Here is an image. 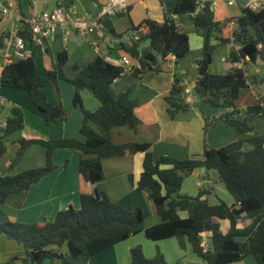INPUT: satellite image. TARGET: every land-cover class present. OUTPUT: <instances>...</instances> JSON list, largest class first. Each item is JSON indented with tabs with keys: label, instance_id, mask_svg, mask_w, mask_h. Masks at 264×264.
Masks as SVG:
<instances>
[{
	"label": "trees",
	"instance_id": "trees-1",
	"mask_svg": "<svg viewBox=\"0 0 264 264\" xmlns=\"http://www.w3.org/2000/svg\"><path fill=\"white\" fill-rule=\"evenodd\" d=\"M30 2L18 0L21 13ZM130 10L121 15H127ZM185 15H194V26L203 39V57L198 62L200 80L195 87L196 105L200 110L210 105L223 111L218 118L205 117L204 132L223 122L235 128L238 136L249 137L221 148L210 147L205 141L201 156L156 159L151 144L118 145L113 142L112 129L128 127L135 131L141 123L136 115L138 103L130 98L131 90L118 94L113 85L128 73L141 79L149 72H162L160 60L164 62L170 56H174L176 61L184 58L190 51V38L180 28L176 18ZM2 21L0 16V24ZM234 21L237 29L231 36L223 38L221 34L229 21H217L210 2L200 7L199 0H175L165 13L163 22L147 18L126 31L140 34V39L132 46L120 44L123 53L137 61V66L131 71L108 63L100 55L89 63L70 66L68 52L58 54L57 63L46 75L53 84L63 79L75 88L73 102L83 111L80 133L85 141L74 138L18 141L16 157L0 174V233L22 245L26 256L38 264L54 259L60 260L61 264H89L93 256L141 233L154 242L176 238L181 249L189 246L208 264H234L249 256L254 257L258 264H264V134H255L252 125L253 121L264 116V100L258 97L254 104L247 106L237 103L242 91L250 87V81L252 85L264 83V78L259 80L246 69L259 60L264 63V7L259 11L244 8ZM19 34L33 48L34 37L29 27L23 26ZM122 36L116 35L119 38ZM213 41L217 43L213 44ZM146 43H149L147 47ZM229 44L238 45L239 49L231 53L228 62L241 67H233L225 74H213L214 51ZM5 87L27 91L36 110L46 116L48 125L66 120L64 106H52L48 102L35 53L27 60L14 61L3 68L0 88ZM186 89L182 80L175 78L165 97L171 120L191 108ZM85 90L100 102L98 111L89 112L83 108L80 93ZM24 126L23 111L20 108L11 109L5 125H0V158L8 152L5 139L23 130ZM34 144L46 149L45 166L12 174L28 147ZM246 144L250 150L245 149ZM57 149H76L81 153L78 171L91 184L92 192L81 195L79 209L70 206L58 212L54 221L28 224L11 220L2 206L9 196L29 190L57 168L54 163ZM138 153L144 154V161L137 186L150 192L156 211L163 220L161 224L149 228L145 227L141 207L126 209L98 188L105 178L104 159ZM198 169L216 171L235 204L228 205L221 199L216 205L210 204L206 197L212 191L207 188L200 190L196 197L182 195L185 177ZM181 213H185L186 217H182ZM242 215L252 222L240 228L239 218ZM222 220L230 223L226 234L221 231ZM205 233L211 234L210 250L203 246ZM65 246L68 247L66 255L59 251ZM130 255V264H170L159 249L152 259L145 257L140 245L133 247Z\"/></svg>",
	"mask_w": 264,
	"mask_h": 264
},
{
	"label": "crops",
	"instance_id": "crops-1",
	"mask_svg": "<svg viewBox=\"0 0 264 264\" xmlns=\"http://www.w3.org/2000/svg\"><path fill=\"white\" fill-rule=\"evenodd\" d=\"M106 1L107 0H56L55 5L50 9L48 7L50 3H53L52 0H31V2L24 7L22 14L25 17H30L35 13L46 10L51 11L60 4H64L75 7L79 14L95 17L99 14ZM212 1L216 2V5L213 7L216 20L221 23L229 21V25L221 34V37L227 38L237 29V24L234 19L239 17L242 9L249 7L253 0H235L232 6H229L225 0ZM6 2L13 4L19 10L18 0H6ZM174 3L175 0H135L130 6V12L114 22L116 33L119 31L125 34L132 25H139L147 18L163 22L165 13ZM193 17L194 15H185L176 18L180 28L188 33L190 38V51L184 58L176 61V59L168 57L166 61H162V72L160 73L149 72L141 79L128 73L114 82L113 88L118 94L128 89L131 90L130 98L138 103L136 115L141 121L135 131L128 127H117L112 129V139L115 144H151V151L156 159L161 157L186 159L203 154L206 135H208H205L204 132L205 117H212L216 112L212 110L204 111L205 106L202 110L199 108L196 109L195 106L198 101L197 96L187 97L186 95L187 102L191 105V108L187 112L181 113L191 114L190 116L192 117L191 121H183L180 128H178L168 120V106L165 101V97L169 94L175 78L181 79L187 87L186 94L191 93L192 87L195 90L196 84L200 80L198 62L203 57V39L194 26ZM12 25L13 19L11 17L5 18L2 21L0 24V39L12 28ZM113 37L114 36H111L104 28L101 31L94 30L87 39L77 33H71L67 36L64 31L59 28L56 32V36L52 39H34L33 50L36 57L37 69L42 78L43 88L46 92L48 102L52 106L62 104L67 112V118L66 120L57 121L48 125L46 123V116L42 112L36 110L30 101L27 91L15 88H0V95L4 99V105L0 111V125H5L6 119L13 108H20L23 111L25 123L23 130L5 139L8 152L0 158V174L7 170L11 161L16 157L19 149L18 141L21 139L55 140L74 138L85 141V137L80 133L84 118L83 111L81 107L75 106L73 102L75 88L63 79H59L57 84H53L47 80L46 74L47 71L51 70L57 63L58 54L63 51H67L69 54L70 66L89 63L99 55L113 58L123 57L125 54L120 48L122 41L116 37L113 39ZM238 49L239 46L235 44L224 45L222 49L223 62L226 64L227 71L233 67H241L240 64L233 66L228 62L231 53L238 51ZM261 64L264 63L259 60L256 65L260 66ZM212 66L213 63L211 68ZM4 67L5 63L3 59L0 58V75ZM250 75L253 76L251 73ZM255 77L261 80L260 77ZM256 86L257 85L254 87L250 86L242 91L237 102L238 105H251L258 100V97L261 98L256 91H258L259 94L262 93L264 83H259L258 86ZM249 90H253L257 94V96L255 95L253 97L252 102L244 100L248 92H251ZM253 91L251 94H253ZM80 96L85 110L89 112H96L99 110L100 102L91 92L86 90L81 91ZM205 108L207 109V107ZM5 110H7V113L5 117L1 119L2 111L5 112ZM177 116H179V114ZM217 124L219 126L223 125L222 128L219 129ZM217 124L214 125L216 126L215 131H221L224 135L228 134L230 140L229 142H222V140H220L221 142H219V144H214V146H212L213 148H221L238 139L249 137L238 136L235 128L225 123L218 122ZM245 149L250 150V146L245 147ZM80 157L81 153L76 149H57L54 152V163L57 168L38 183L32 185L29 190L9 196L2 206V209L8 214L11 220L28 224H41L45 221H54L58 212L70 206L79 209L81 195L91 193L93 189L91 184H89L78 171ZM143 161L144 154L142 153L104 159L103 168L105 178L99 183L98 188L100 191L106 193L112 201L122 205L126 209L134 210L141 207L144 214L145 227L149 228L161 224L163 220L156 211L150 192L141 190L137 186L143 170ZM45 164L46 149L40 145L34 144L28 147L24 157L15 167L12 174H17L28 169L44 167ZM206 173L208 178L206 182L203 183L199 178ZM192 177L197 179L196 186L198 192L203 188L212 191V193L206 197L210 204H212L210 197L217 189L221 190V194L218 195V193H216L217 202L221 199L228 205L235 204V200L231 194L229 193L230 195H228L219 187L218 180L213 176L212 171L208 172L206 169H198L191 174V178ZM198 183H201L202 186H198ZM182 191L183 195L196 197V192L188 191L187 187L184 188L182 186ZM146 213L151 216L150 220L146 217ZM181 216L186 217L185 213H181ZM251 222L252 220L246 215H242L239 218V227L243 228ZM220 225L222 233H228L230 223L227 220H222L220 221ZM143 235L144 233L132 236L112 248L93 256L89 264H130V251L133 247L142 245L144 249L146 246L148 250L150 248L148 245L149 243H146L147 241L142 237ZM210 235L209 233L203 235V246L206 250L212 248ZM12 242L14 243L15 241L8 239L5 235L0 233V250L11 248L10 251L13 252L14 246ZM158 242H161V244L159 245ZM158 242L156 244L160 247L168 263L171 264L163 250L166 244L173 250L177 259L175 262L179 261L178 259H180L182 255H180L181 253L177 248L174 249L171 241L163 240ZM15 244L25 251L22 245L17 242ZM157 247L154 251L155 255L158 252ZM188 247L189 246L181 250L186 252ZM189 249L191 250L190 247ZM5 251L1 250L0 254L9 253L8 250ZM148 255L150 256L151 254ZM250 257L252 256L234 264H258L254 257H252L253 259ZM189 263L208 264L206 262L200 263L196 260H190Z\"/></svg>",
	"mask_w": 264,
	"mask_h": 264
},
{
	"label": "built area",
	"instance_id": "built-area-1",
	"mask_svg": "<svg viewBox=\"0 0 264 264\" xmlns=\"http://www.w3.org/2000/svg\"><path fill=\"white\" fill-rule=\"evenodd\" d=\"M135 0H107L99 14L95 17L79 14L73 6L60 4L51 11H42L35 13L30 17H25L19 10L6 0H0V16L4 20L11 17L13 19L12 28L2 36V46L0 48V58L3 59L5 66L14 61L27 60L33 56L34 50L30 44L19 33L23 26H28L34 39H52L56 36L60 28L65 35L77 33L87 39L94 30L103 29L102 21L106 17L121 14L128 11L132 2ZM229 6L235 3V0H225ZM210 2L212 7L216 5L215 1L199 0L200 7L204 3ZM264 7V0H253L249 8L253 11H259ZM140 39L139 32H129L123 34L120 38L122 43L132 46L134 41ZM97 46V45H96ZM105 60L117 67H123L131 71L133 65L130 56L125 54L121 58L103 56ZM175 59L174 56H170ZM4 105V99L0 95V108ZM198 186H202L198 183ZM204 238V237H203Z\"/></svg>",
	"mask_w": 264,
	"mask_h": 264
},
{
	"label": "rangeland",
	"instance_id": "rangeland-1",
	"mask_svg": "<svg viewBox=\"0 0 264 264\" xmlns=\"http://www.w3.org/2000/svg\"><path fill=\"white\" fill-rule=\"evenodd\" d=\"M52 2L53 3H50V6L48 7L50 9L53 8V6L55 5L56 0H52ZM117 34L122 36L124 33L118 31ZM116 38L120 39L119 37H116ZM113 39H114V37H113ZM216 43L217 42L213 41V44H216ZM148 45H149V43H146L145 47H147ZM223 48H224V46L222 45V46L217 47V49L214 51L213 66L211 68V72L213 74H225V73L228 72L227 69H226V64L223 62V51H222ZM130 60H131V63H132L133 66H137V61L136 60H133L131 57H130ZM160 62L162 63L161 60H160ZM246 69L248 70V73H251L253 76H258L261 79L264 78V64H261L260 66H258V65H250V66H247ZM46 78H47L48 81H50L48 79L47 75H46ZM258 84H257V86H258ZM250 86L254 87L255 85H252V83L250 81ZM261 86H263V85H261ZM249 91H251V90H249ZM252 91L248 92V94L244 97L245 101L252 102L253 97L255 95L257 96V94H258V96H260L264 100V89H262V93H260V94H259L258 91H256L257 94H256L255 91H253V94H251ZM186 95H187V97H196V92H195L194 88L192 87L191 88V93H187ZM249 104H251V103H249ZM205 107H207V109ZM205 107H204V111L212 110V111L216 112L215 115H212V117H209L210 119L213 118V117L218 118L223 113L222 109H220V108H212L210 106H205ZM195 108L198 109V106L196 105ZM3 111H2V114H1L2 115L1 119H2V117L4 118L6 113H7V110H5V112H3ZM190 115L191 114L179 113V116H177V118L175 120H171L169 117H168V120L170 121V123L175 124L176 125L175 127L180 128V125H181V123L183 121H187V120L191 121V117L192 116H190ZM252 125L255 128V134H264V116L256 119L255 121H253ZM222 126H219V129L222 128ZM215 127L216 126L211 127L208 130V132H210V133H208V132L205 133V135L208 134V135H206V139L205 140H206V142L208 143V145L210 147L214 146V144H219V142H221L220 140H222V142H229V140H230L228 134L224 135V133H222L221 131H217L216 132L215 131V129H216ZM230 129H233V128H230ZM249 135H251V134H249ZM247 146L248 145L246 144L245 147H247ZM197 156H201V155H197ZM192 157H194V156H192ZM212 174H213V176H215L217 178L219 187L222 190H224L225 193L230 195L228 190L226 189V186L224 185V183H222L219 180V176H218L217 172L216 171H212ZM207 178L208 177H207V173H206L202 177H200L199 180L204 183V182H206ZM196 181H197V179L194 178V177L191 178V175L186 176L185 180H184L183 187L184 188L187 187L188 191H193L194 193L196 192L195 195L197 196L199 192L197 190ZM220 191H221L220 189H217V191L213 192V194L211 195L210 198H211L212 205L218 204V202L216 201V193H218V195H219V194H221ZM181 194L183 195V191L182 190H181ZM146 217L148 218V220H150V218H151V216H149L148 213H146ZM142 237H144V239L147 241L146 243H149L148 245L150 246L149 250H148L147 246L145 247V249L142 247L143 251H144V254H145V257L147 259L154 258L155 257L154 251H155V248L158 246L156 244L157 242H154V241H151V240L147 239L145 234ZM168 241H171V243L174 246V249L177 248L180 251V253H181L180 255H182L181 258L178 259L179 261L175 262V260H177V259H176L175 255H174L173 250L171 249V247L168 244H166V245L164 244L166 246V247L165 246L163 247L164 253L166 254V257L171 262V264H190L189 263L190 260H196V261H199L200 263H205L201 258H199L195 253H193L192 250L189 249V247H188L186 252L182 251L183 249L181 250V248L179 247L178 240L176 238L168 239ZM15 243L16 242L13 243V246H14V251L13 252L10 251L11 248L1 249V250H4V251L8 250L9 253L0 254V264H38V263L32 262L31 259H29L26 256L25 251L22 248H20L19 246H17ZM158 243H159V245L161 244V242H158ZM140 246H142V245H140ZM157 248L160 250L159 246ZM1 250H0V252H1ZM59 251H60L61 254L66 255L67 252H68V247L65 246V247L61 248ZM148 254H151V255L149 256ZM250 258L253 259L252 257H250ZM42 264H61V261L58 260V259L45 260Z\"/></svg>",
	"mask_w": 264,
	"mask_h": 264
},
{
	"label": "water",
	"instance_id": "water-1",
	"mask_svg": "<svg viewBox=\"0 0 264 264\" xmlns=\"http://www.w3.org/2000/svg\"><path fill=\"white\" fill-rule=\"evenodd\" d=\"M122 15L121 14H117V15H113L110 17H106L103 21H102V26L103 28L111 35L116 37L117 33H116V29L114 27V22H116L119 18H121Z\"/></svg>",
	"mask_w": 264,
	"mask_h": 264
}]
</instances>
